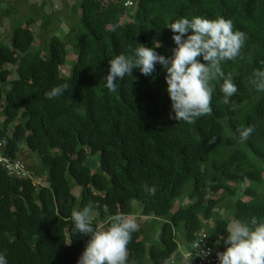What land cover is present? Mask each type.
<instances>
[{"label": "trees", "instance_id": "16d2710c", "mask_svg": "<svg viewBox=\"0 0 264 264\" xmlns=\"http://www.w3.org/2000/svg\"><path fill=\"white\" fill-rule=\"evenodd\" d=\"M134 2L126 10L122 0H81L77 41L51 36L37 49L35 16L23 25L12 10L1 9L0 26L9 18L11 34L9 46L0 42V140L10 158L18 159L24 146L37 159L32 173L45 175L39 185L0 167V254L7 264H77L90 237L75 233L72 213L89 203L96 230L110 227L113 215L133 216L134 202L138 216L161 219L157 242L142 240L141 227L132 233L128 264H197L184 255L202 229L212 248L224 251L230 221L217 211L238 195L248 199L225 205L224 214L230 209L233 220L264 222V183L261 191L242 184L264 173V91L250 82L264 70V0ZM193 17H223L246 34L241 55L222 62L237 87L230 104L223 103V81H214L209 115L193 124L172 119L166 72L158 63L150 76L133 69L134 79H118L116 92L107 90L110 59L155 44L158 54L171 58L176 45L169 25ZM42 18L45 31L51 19ZM69 42L76 61L65 76L60 69ZM65 82L72 84L70 93L46 97ZM249 125L254 131L241 142L238 129ZM89 155H97L100 173L86 163ZM72 186L79 188L77 197ZM178 200L183 205L175 207Z\"/></svg>", "mask_w": 264, "mask_h": 264}, {"label": "clouds", "instance_id": "9594fccd", "mask_svg": "<svg viewBox=\"0 0 264 264\" xmlns=\"http://www.w3.org/2000/svg\"><path fill=\"white\" fill-rule=\"evenodd\" d=\"M168 28L174 33L172 40L176 45L171 58L154 50L159 44H155L153 48L140 45L132 54H119L108 62L105 87L110 93H114L118 79L132 77L133 69H139L141 74L150 76L158 63L166 72V90L174 112L171 118L193 124L197 118L212 112V82L223 81L220 89L223 103H231L237 87L231 74L225 75L223 72L222 62L239 57L247 37L242 31H234L233 22L223 17L215 20L204 17H193L191 20L180 18ZM198 57H202L205 63H201ZM250 82L256 90L264 91V70H256ZM71 90L72 84L65 82L53 87L45 95L54 99ZM253 131L252 125L238 129L241 142L246 141ZM209 143H215V137ZM148 191L154 195L156 188H149ZM93 207L89 203L72 213L75 233L90 237L77 264H128L127 246L132 233L139 230L135 217L116 214L110 217V227L96 230L91 223ZM226 231V248L216 254L219 264H264V222H258L256 217H252L247 223L233 220ZM201 241L202 239L195 242L193 249H200L196 251V256L204 257L210 250L201 249ZM70 243L71 239L67 244ZM0 264H7L2 254Z\"/></svg>", "mask_w": 264, "mask_h": 264}, {"label": "rangeland", "instance_id": "374dc122", "mask_svg": "<svg viewBox=\"0 0 264 264\" xmlns=\"http://www.w3.org/2000/svg\"><path fill=\"white\" fill-rule=\"evenodd\" d=\"M81 0H0V12L1 9L10 11L15 14L13 19L17 21H22L25 17L33 15L35 16V21L31 26V29L35 35V43L33 45L34 49L41 48V45L44 39L56 36L62 40H70L71 43H75L78 39V30H79V7L78 3ZM42 16H47L51 19V23L44 31L42 30V24L44 23V18ZM12 19V16L10 17ZM78 19V21H77ZM127 19V17H123V20ZM129 20V19H128ZM25 21V20H24ZM10 20L9 18H5L1 22L0 26V42L4 45L9 46L10 44ZM69 42L67 45V57L65 64L61 67L62 75L69 76V72L76 61V52L74 50L73 45ZM8 69L13 71V67L8 66ZM15 76L12 74L10 79L14 78ZM2 119L0 118V123ZM22 153L18 156V159L21 160L25 166L30 170V172H34L35 166H37V159L35 155H33L29 150H27L24 146H22ZM86 163L91 167L92 171L100 173L101 170L97 164V155H89L87 157ZM259 167L261 163L258 164ZM44 176L41 175L37 177L35 173H32V180H34L35 184L42 185L44 183ZM264 183V173L263 177L260 181H247L242 182L243 186H252L258 190H262ZM73 185V184H72ZM73 187V193L77 197L79 188ZM236 199H245L248 198L238 195L231 199H226L224 203H221L218 208V214H222V218L229 220L230 223L233 221L232 219V210L228 209L229 215L227 213L224 214V210L226 207L225 205H230ZM185 203V202H184ZM135 210H134V217L136 222L138 223L139 227L143 230V237L142 240L145 242H157L158 232L160 228L161 219L153 218L147 219L144 217L138 216V211L140 210V205L138 202H134ZM183 205L182 202L179 200L175 204V207ZM216 208V210H217ZM232 209V208H231ZM218 214L217 217H218ZM224 214V215H223ZM211 222V221H210ZM210 222L208 224L210 225ZM103 230V229H100ZM179 250L181 253L184 252V245L182 244L181 237L179 236L178 239ZM149 244V243H148ZM218 247V245H217ZM178 264V263H177Z\"/></svg>", "mask_w": 264, "mask_h": 264}, {"label": "built area", "instance_id": "2783aa9c", "mask_svg": "<svg viewBox=\"0 0 264 264\" xmlns=\"http://www.w3.org/2000/svg\"><path fill=\"white\" fill-rule=\"evenodd\" d=\"M123 7L126 10H130L135 6L134 0H122ZM6 154V148L3 141L0 140V167L5 170V172L11 177L17 178H31L32 179V172L25 166V164L17 159V158H10ZM201 249L210 250L209 254L204 257L196 256V251H200V249L194 250L193 244L199 240H201ZM192 244L191 251L193 258H195L197 264H219L217 259V253L208 241V235L205 230H200L195 237V240ZM189 253L185 254V258H190Z\"/></svg>", "mask_w": 264, "mask_h": 264}, {"label": "crops", "instance_id": "0c3cea01", "mask_svg": "<svg viewBox=\"0 0 264 264\" xmlns=\"http://www.w3.org/2000/svg\"><path fill=\"white\" fill-rule=\"evenodd\" d=\"M216 248V250H218L219 252H223V250L221 249L220 250V247H215ZM182 254V253H181ZM180 264V263H179Z\"/></svg>", "mask_w": 264, "mask_h": 264}]
</instances>
